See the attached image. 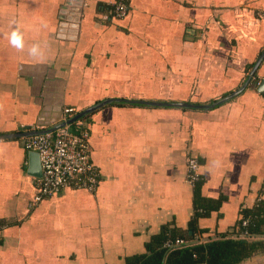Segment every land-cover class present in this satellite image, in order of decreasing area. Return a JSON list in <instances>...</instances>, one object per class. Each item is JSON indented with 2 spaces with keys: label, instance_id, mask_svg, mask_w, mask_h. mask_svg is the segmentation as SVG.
<instances>
[{
  "label": "crops",
  "instance_id": "0c3cea01",
  "mask_svg": "<svg viewBox=\"0 0 264 264\" xmlns=\"http://www.w3.org/2000/svg\"><path fill=\"white\" fill-rule=\"evenodd\" d=\"M263 52L264 0H0V135L39 129L31 66L63 83L62 108L117 100L84 119L93 190L67 187L32 205L23 141L0 139V264H125L163 230L187 231L188 158L199 162L201 196L221 199L197 228L230 231L264 200V55L254 69Z\"/></svg>",
  "mask_w": 264,
  "mask_h": 264
},
{
  "label": "trees",
  "instance_id": "16d2710c",
  "mask_svg": "<svg viewBox=\"0 0 264 264\" xmlns=\"http://www.w3.org/2000/svg\"><path fill=\"white\" fill-rule=\"evenodd\" d=\"M27 138H21L23 143ZM193 160L198 165V177L192 183L193 216L188 230H163L153 237V245L148 247L146 254L127 259L125 264H243L264 254V200L243 210L238 222L228 232L209 234L197 228L198 219L207 218L211 212L217 211L221 199L201 196L199 162L196 158ZM175 239L184 243L176 248L164 246L166 241Z\"/></svg>",
  "mask_w": 264,
  "mask_h": 264
},
{
  "label": "built area",
  "instance_id": "2783aa9c",
  "mask_svg": "<svg viewBox=\"0 0 264 264\" xmlns=\"http://www.w3.org/2000/svg\"><path fill=\"white\" fill-rule=\"evenodd\" d=\"M126 11L123 2L114 4L115 17H124ZM76 114L75 109L65 106L61 109L58 123H66ZM23 146L27 152L37 153L41 167V177L36 179L37 194L32 205L63 188H95L98 175L96 168L89 162L88 131L84 120L78 119L51 133L28 137ZM186 166L188 181L192 184L198 177V165L195 160L188 158ZM183 243V240L175 239L166 241L164 246L176 248Z\"/></svg>",
  "mask_w": 264,
  "mask_h": 264
},
{
  "label": "water",
  "instance_id": "95a60500",
  "mask_svg": "<svg viewBox=\"0 0 264 264\" xmlns=\"http://www.w3.org/2000/svg\"><path fill=\"white\" fill-rule=\"evenodd\" d=\"M65 9V8H64ZM62 19L64 16L59 15ZM75 21V20H74ZM62 27L66 26V23L60 24ZM71 28H75L77 25H70ZM74 33V31H73ZM62 38V36H61ZM264 52L259 57L258 61L255 63L254 69L257 67L258 63L260 62L261 58L263 57ZM31 72L28 73V76L31 78V94L35 97L34 102L40 105V115L37 121V126L39 129L28 130L20 133H14L10 135H0V139L4 138H27L34 135L44 134V133H51L53 131L59 130L64 128L65 125H71L74 121L78 119L85 118L89 113L94 111L95 109L100 108L101 106L117 102L116 99H108L97 103L84 111H81L74 115L72 118L68 119L66 123H58V119L60 117L61 108H62V97H63V90L59 88L62 86V82H57L53 79L52 70L46 69L44 65H37L29 67ZM243 88H240L238 91L232 93L231 95L226 96L219 102L226 101L233 96L237 95ZM139 104L144 105H153V106H172L177 108H196V109H206L214 106L215 104L209 105H191L185 103H172V104H164V103H157V102H143L138 101ZM48 109L52 110V118L46 112ZM56 122V123H55ZM51 123H55V125H51ZM27 174L35 179L41 177V167L39 163V158L37 153L29 151L27 153Z\"/></svg>",
  "mask_w": 264,
  "mask_h": 264
},
{
  "label": "clouds",
  "instance_id": "9594fccd",
  "mask_svg": "<svg viewBox=\"0 0 264 264\" xmlns=\"http://www.w3.org/2000/svg\"><path fill=\"white\" fill-rule=\"evenodd\" d=\"M11 43L17 47L21 46V36L17 30H13V32L11 33ZM30 51L34 54L37 51L36 46H33Z\"/></svg>",
  "mask_w": 264,
  "mask_h": 264
},
{
  "label": "rangeland",
  "instance_id": "374dc122",
  "mask_svg": "<svg viewBox=\"0 0 264 264\" xmlns=\"http://www.w3.org/2000/svg\"><path fill=\"white\" fill-rule=\"evenodd\" d=\"M253 260L251 262H246V263H243V264H264V258H259V257H255V258H252Z\"/></svg>",
  "mask_w": 264,
  "mask_h": 264
}]
</instances>
